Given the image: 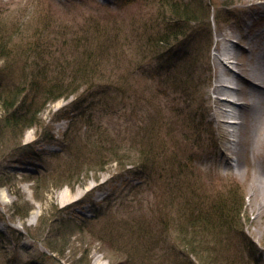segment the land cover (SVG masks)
<instances>
[{
  "label": "rangeland",
  "instance_id": "obj_1",
  "mask_svg": "<svg viewBox=\"0 0 264 264\" xmlns=\"http://www.w3.org/2000/svg\"><path fill=\"white\" fill-rule=\"evenodd\" d=\"M182 1L190 2L195 20L181 22V34L175 36L166 29L173 19L169 0H0V28L22 30L12 37L10 56L0 60L4 84L21 85L34 62L45 69V84L68 82L75 67L85 64L86 54L94 58L87 69L100 74L91 86L48 104L21 145L10 141L7 149L3 146L0 264H203L181 242L178 220L187 223L190 216L221 222L218 200L237 192L245 204L238 222L257 248L255 256H248L253 264H264V215L258 217L251 197L253 178L244 175L262 164L254 154L261 131L250 139L248 125L235 139L239 124L232 125L221 111L240 110L245 123L252 111L241 105L251 97L215 91L224 70L216 56L222 57V46L235 45L225 38L229 32L243 40L238 49L242 69L229 65L244 84L231 78L233 83L226 85L252 87L245 79L251 77L252 63L243 49L253 33L264 30V0ZM161 37L167 43L155 46ZM30 42L40 45L36 54ZM175 74L179 90L168 80ZM119 90L125 100L120 112ZM223 96L232 102L220 104ZM74 114L75 126H69ZM92 114L99 118L91 126ZM150 124L155 129L147 142L159 149L152 172L149 164L120 167L105 152L107 159L94 162L97 146L110 147L107 137L127 131L130 136ZM33 178H41L39 187ZM189 206V214L184 213ZM45 220L46 230L41 228ZM59 222L69 227L57 234ZM222 237L217 245L225 253L221 264H235L237 254L251 245L243 242L246 246L234 249L236 234ZM46 239L57 252L50 251Z\"/></svg>",
  "mask_w": 264,
  "mask_h": 264
},
{
  "label": "trees",
  "instance_id": "obj_2",
  "mask_svg": "<svg viewBox=\"0 0 264 264\" xmlns=\"http://www.w3.org/2000/svg\"><path fill=\"white\" fill-rule=\"evenodd\" d=\"M166 6H168V11L174 19L171 20V24L166 26V29H172L173 32H175V36L176 34L180 35L182 31V27H180L181 22L187 21V23H190V21L195 20L193 14L194 10H192L193 8H191L190 2L184 3L182 0H169ZM14 26L10 30L0 28V60H6L7 57L10 56L12 37L15 36V34L22 32V30L20 31V28L15 29ZM84 39L88 42L91 40L87 36H84ZM30 43L33 47L31 49H35L33 53L36 54L37 51H39L40 45H37L34 42ZM164 43H167V39L161 37L157 39L156 44L154 43V45H164ZM85 59V64L79 63L78 65L80 66L75 67L76 69L71 72V79L68 80V78H66L68 82L62 81L56 83L51 81L49 85L44 83L46 81V77L44 76L45 69H42L41 67L38 68L35 62L30 65V68H32L31 70H33L32 74L27 76L28 72L31 70L26 71L27 78L21 85L14 84L9 86L4 84L1 81L4 71L0 70V112H2L1 117L3 118V121L0 122V152L11 145L8 143L10 141L13 142L14 146L21 145L26 131L40 124L41 113L47 108L48 104L55 103L63 98H68L78 93L83 89L82 85L91 86L89 83L94 82L93 80L97 79L100 74H97L98 71H95L94 69H87L90 62L94 59L93 55L86 54ZM179 78L180 77H177L175 74L168 79L175 82L177 90L180 89ZM94 85L96 86L97 84L94 83ZM111 90L112 89H110L109 93H111ZM119 91L123 93V98L121 100L119 99V102L116 100V104L119 106L118 112L125 109L124 91ZM116 97L119 98L118 95H116ZM98 105V103H95L94 107H97ZM106 112L108 111L106 110ZM97 118H99V116L92 114L88 118L89 125H94L95 119ZM73 125L75 126L74 120L72 122V126ZM134 126L135 124L132 120L130 128L133 129ZM105 128L108 127L103 123L102 129ZM139 129L141 130L142 126H140ZM154 129L155 127L152 124H150L146 130L144 129L147 133L145 134L144 132L143 139L140 142H138V139L142 137V132L144 130L137 131L135 134L132 133L130 136L127 131L121 136L107 137L105 140L110 147L105 145L97 146L98 152L95 153L94 162L100 164L102 162L103 153L105 152L107 158L110 157V159L115 161L120 167H125L129 163H142L145 167L149 164L148 169L152 172L156 168L155 163L158 160L157 151L159 149H155L153 147L154 145H149L147 141L149 140L148 136L153 133ZM6 134L11 135L10 138L12 139L10 140L9 136L6 137ZM103 134L108 136L106 129L103 131ZM4 137H6V140H4ZM117 140H120L121 144H116L115 142ZM124 140H127L128 142L124 143ZM3 146L5 147L3 148ZM105 147L108 148L105 149ZM107 158H103V160ZM105 164L106 162L103 161L100 166H104ZM73 177L74 176H72L70 180H72ZM40 179L41 178H33L36 188L37 185L39 187ZM237 194L238 192L235 195L225 193L226 198L223 196V198L218 200L217 210L221 213L220 219H223L221 222H215L214 218L211 217H201L197 221V217L191 218L190 216H188L189 221L187 223L180 221V218L178 220L179 226H177V234L181 238L180 240L185 248L190 250L189 252L186 251L191 253L192 257L199 258L203 264H221L220 261H222V257L225 253L223 251L218 252L217 245H219L220 242H223V235L226 237L231 236L233 233L236 234L238 243L237 245H233L234 249L239 244L246 246V243L243 242H250L243 233L244 228L241 227L238 222L242 220L245 204L242 199L240 200V198H238ZM230 204H234L235 206H228ZM189 210L190 206L185 207L184 213L186 212L189 214ZM228 223H230L232 227L229 225L230 227L228 228L227 225H225ZM45 224L46 220L41 224L42 229H45ZM58 225L59 226L56 229L57 234L64 230L66 226L69 227V222L67 224L66 222H59ZM79 226L80 225L77 224L76 227ZM250 243L251 245L249 248H247V246L246 248L244 247L246 251H240V247L238 248L240 253L236 256L235 264H253L249 256L256 255V247L254 243ZM46 244L51 252L58 251L57 246H55V243L52 240L46 239ZM178 247H181L180 243L178 244ZM84 264H90L89 260H86Z\"/></svg>",
  "mask_w": 264,
  "mask_h": 264
},
{
  "label": "bare ground",
  "instance_id": "obj_3",
  "mask_svg": "<svg viewBox=\"0 0 264 264\" xmlns=\"http://www.w3.org/2000/svg\"><path fill=\"white\" fill-rule=\"evenodd\" d=\"M263 1H260V4ZM228 32V31H227ZM258 33H253L252 37L250 38V41H248V46L246 49H243L247 54L249 55L248 60L250 63H252L249 67L250 76L249 78H245L252 87L247 88V86L243 85L241 87H235L234 85H231L230 83H233L231 81V78L235 81V83H239V80L241 84H244L243 76L238 73L236 69H233V67H230V64H234L236 67H239V69H242L243 64L239 61V55H238V49L240 48V45H242L243 40H234L233 37H231V33L229 32L225 38L227 40H232V42L235 45H230V43L225 47L222 46V52L221 56H216L218 59L217 62L224 67V70L222 72L219 71L220 76L218 79V84L215 86L216 92H223V95L227 94H233L235 96H238V94L242 93L245 96H250L251 99L247 101L245 104L241 105V108L250 109L252 111L249 118H246V121L244 123V117L243 113H240L239 111H235L234 113H229L227 110H222L221 113L223 116H226L228 118H232V122L234 124H239L237 133H235V136L239 135L241 138L243 136V129H246V126H250V132L247 134L248 137H251L252 139L255 135V132L257 129H260L261 135L259 137V143L254 151L255 153V159H261V168L260 165H255L249 172H245V176L248 177L250 175V178H253V185L254 187L252 196L253 200H256L257 207L256 210L258 211V217H263L264 215V30L257 31ZM251 33V32H250ZM226 33L222 34L225 35ZM229 37V38H228ZM235 38V37H234ZM238 38V37H236ZM253 65V66H252ZM222 77V78H221ZM227 82H230L229 85H226ZM236 85V84H235ZM256 94L255 97H253V94ZM218 98V96H217ZM221 102L225 103H231V98H227L225 96L220 98ZM257 110V111H256ZM235 119V120H234ZM238 119H241L238 121ZM243 124L244 126L241 127ZM236 136V138H237ZM233 149V148H231ZM236 152V149H235ZM241 160H238V168L237 172H240L241 169ZM253 166V165H251ZM259 167V169H258ZM2 201L7 202V196L5 192H2ZM258 201H262L261 203H257ZM38 213V212H37ZM38 215V214H36Z\"/></svg>",
  "mask_w": 264,
  "mask_h": 264
}]
</instances>
